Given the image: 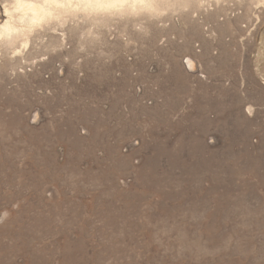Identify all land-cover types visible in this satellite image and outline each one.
I'll return each mask as SVG.
<instances>
[{"label": "rangeland", "instance_id": "rangeland-1", "mask_svg": "<svg viewBox=\"0 0 264 264\" xmlns=\"http://www.w3.org/2000/svg\"><path fill=\"white\" fill-rule=\"evenodd\" d=\"M161 3L0 42V264H264V0Z\"/></svg>", "mask_w": 264, "mask_h": 264}, {"label": "bare ground", "instance_id": "bare-ground-1", "mask_svg": "<svg viewBox=\"0 0 264 264\" xmlns=\"http://www.w3.org/2000/svg\"><path fill=\"white\" fill-rule=\"evenodd\" d=\"M14 1L16 2L14 6L0 4V42L11 45L22 41L21 44L24 46L30 43L32 32L29 31L35 26H40L41 29L45 27L44 24L51 26L54 23L66 24L68 21L77 20L86 32L92 23L97 25L105 20L114 21L118 17H127L131 20L144 12L157 13L165 9V4H162L161 0ZM190 64L193 69L194 62L190 61Z\"/></svg>", "mask_w": 264, "mask_h": 264}]
</instances>
